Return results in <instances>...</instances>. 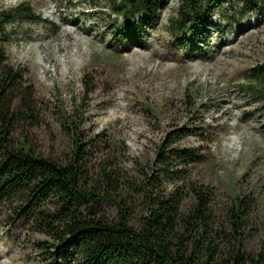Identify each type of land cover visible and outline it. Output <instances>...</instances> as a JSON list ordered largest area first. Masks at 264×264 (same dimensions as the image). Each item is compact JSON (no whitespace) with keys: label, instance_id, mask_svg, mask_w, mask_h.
Here are the masks:
<instances>
[{"label":"rangeland","instance_id":"1","mask_svg":"<svg viewBox=\"0 0 264 264\" xmlns=\"http://www.w3.org/2000/svg\"><path fill=\"white\" fill-rule=\"evenodd\" d=\"M22 2L45 23H8L0 36L9 63L24 69L31 85L40 151L68 161L75 132L91 173L108 165L123 174L120 198L127 207L137 203L134 226L143 195L129 187L138 188L145 174L173 187L157 170L158 151L199 156L186 169L174 162L173 170L181 182L213 188L218 218L237 197L253 196L254 234L246 245L262 250L264 101L242 85L264 62V0H219L191 38L174 22L180 0H162L155 18L140 16L139 28L110 16L107 0H0V12ZM190 205L186 199L183 209ZM98 207L117 218L116 204ZM14 211V205L0 208V264H45L41 236Z\"/></svg>","mask_w":264,"mask_h":264},{"label":"trees","instance_id":"2","mask_svg":"<svg viewBox=\"0 0 264 264\" xmlns=\"http://www.w3.org/2000/svg\"><path fill=\"white\" fill-rule=\"evenodd\" d=\"M107 1L109 15L121 16L122 24L134 28L142 23V14L148 20L155 18L162 2ZM218 1L180 0L174 21L178 30L191 38ZM14 22L43 24L45 19L22 2L0 12V28ZM242 86L264 101V62L249 70ZM39 124L25 70L9 63L0 36V208L14 205L16 215L41 236L37 246L46 248L45 264H264V248L254 252L246 245L254 234L255 198L237 197L218 218L212 210L213 188L181 182L180 171L173 170L174 162L186 169L201 157L192 159L190 152L179 150L158 151L157 170L173 180V187L168 191L154 174H145L138 188L130 186L143 195V215L134 226L129 220L137 203L131 201L127 207L129 202L120 198L126 189L121 171L107 165L91 173L86 167V145L75 132L68 161L46 155L32 135ZM186 199L191 205L184 210ZM101 201L116 204L115 220L98 207Z\"/></svg>","mask_w":264,"mask_h":264}]
</instances>
